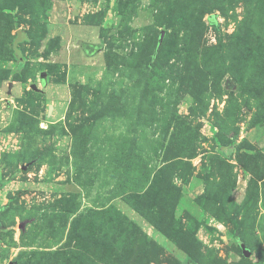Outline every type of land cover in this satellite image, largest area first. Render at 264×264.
Masks as SVG:
<instances>
[{
    "label": "rangeland",
    "instance_id": "obj_1",
    "mask_svg": "<svg viewBox=\"0 0 264 264\" xmlns=\"http://www.w3.org/2000/svg\"><path fill=\"white\" fill-rule=\"evenodd\" d=\"M0 208V264H264V0H0Z\"/></svg>",
    "mask_w": 264,
    "mask_h": 264
},
{
    "label": "trees",
    "instance_id": "obj_2",
    "mask_svg": "<svg viewBox=\"0 0 264 264\" xmlns=\"http://www.w3.org/2000/svg\"><path fill=\"white\" fill-rule=\"evenodd\" d=\"M210 21H212L213 23H216L215 19L213 18V15L210 17ZM23 39V37H21L20 33L18 32L16 35H15V38H14V45L19 43V41ZM223 148V147H222ZM222 151V150H221ZM2 209V208H0ZM188 262H191V261H188ZM186 263V262H185ZM192 263V262H191ZM184 264V263H183Z\"/></svg>",
    "mask_w": 264,
    "mask_h": 264
},
{
    "label": "water",
    "instance_id": "obj_3",
    "mask_svg": "<svg viewBox=\"0 0 264 264\" xmlns=\"http://www.w3.org/2000/svg\"><path fill=\"white\" fill-rule=\"evenodd\" d=\"M184 264H194V263H191V262H186V263H184Z\"/></svg>",
    "mask_w": 264,
    "mask_h": 264
}]
</instances>
